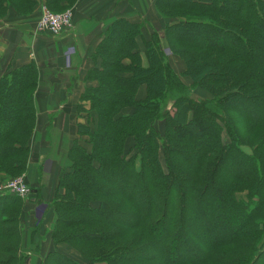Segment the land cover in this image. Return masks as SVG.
<instances>
[{
  "label": "trees",
  "instance_id": "obj_1",
  "mask_svg": "<svg viewBox=\"0 0 264 264\" xmlns=\"http://www.w3.org/2000/svg\"><path fill=\"white\" fill-rule=\"evenodd\" d=\"M21 1L30 6V0ZM53 1V5L58 2ZM67 1L69 6L76 2ZM3 2L6 0H0V6ZM155 8L171 19L164 30L165 38L186 68L176 73L160 48V39L156 35L144 39L143 25L137 22L118 18L105 28L91 56L100 60V69H95L97 75L91 69L86 77L90 80L94 74L91 81L97 80L98 86L83 90L97 119L92 129L88 127L91 151L88 153L76 140L70 148L71 171L59 179L53 200L57 220L52 238L56 244L63 242L77 246L78 250L80 244L89 247L87 264H159L158 261L169 264L165 254L173 242H188L182 235L184 222L187 218L197 220L205 213L203 207L214 188L216 171L231 161L238 162L239 169L223 179L219 208L207 209V222L201 217L205 233L224 213L227 217H239L235 231L223 238H210L206 244L190 240L197 252L195 258L175 264H264V158L254 155L255 150L248 155L240 148L242 143L229 116L238 113L235 102L257 100L264 104V99L254 97L257 84L250 83L255 72L264 73V64L258 61V56L264 55V0H155ZM175 12H180L182 19L176 21ZM184 31L193 37L203 34V39L184 41L179 37ZM208 34L230 40L231 44L224 48L210 46ZM139 38L146 65L139 51ZM37 85L38 67L33 61L8 69L0 77L2 170L4 166L10 171L21 169L16 162L25 154L27 140L35 127L33 96ZM141 87L142 98L136 96ZM199 89L211 98L193 97V91ZM257 90L264 91V84L257 85ZM13 100H18L14 110L10 108ZM168 104L174 108L173 112L167 109ZM126 108L132 111L125 113ZM239 117L241 122L253 124L254 129L264 126V119L241 113ZM158 122L164 123L162 135L155 128ZM223 128L232 140L229 147L219 142ZM83 129L79 124L77 134H84ZM201 130L213 140L204 149L197 141ZM11 135L22 137L24 142L11 140L4 145ZM180 149L195 156L196 175L192 180L174 171V159L184 160ZM160 150L165 156L167 173L160 164ZM132 151L136 153L129 156ZM137 157L139 169L135 166ZM103 174L123 182L106 180L107 177H101ZM90 177L95 180L89 187L86 184L90 183ZM191 185L195 188L190 195ZM237 187L247 190L246 200L234 196L232 191ZM33 196L34 193L30 197ZM136 196L144 202H136ZM16 200L14 196L0 197V264H10L15 258L11 255L5 258L4 254H12L11 242L19 239L14 225L17 217H5ZM93 202L99 205L94 207ZM192 202L193 215L189 217ZM111 213L119 216L112 219L105 216ZM128 217L133 219L129 221ZM10 224L12 227L7 228ZM162 227L164 230L160 232ZM129 231H137L132 244L126 241ZM160 238L162 255L145 254L153 250ZM145 240L148 243L144 244ZM229 246L235 247L237 256L218 253L220 248ZM46 264L77 263L51 251Z\"/></svg>",
  "mask_w": 264,
  "mask_h": 264
},
{
  "label": "rangeland",
  "instance_id": "obj_2",
  "mask_svg": "<svg viewBox=\"0 0 264 264\" xmlns=\"http://www.w3.org/2000/svg\"><path fill=\"white\" fill-rule=\"evenodd\" d=\"M67 1V0H66ZM66 1H61L58 0V2H56L55 5L53 0H30V6H28L27 4L23 3L21 0H6V2H3V6H0V8L2 9L0 11V13L4 12V15H0V18L4 17L9 11H12L13 13L19 15V16H23V15H28L30 13L35 12L36 13V17L38 15V21H37V29H38V22L40 19V16L42 15V8L45 7V10L49 13H53V14H61L64 13L66 11H70V6L67 4ZM10 3V4H9ZM50 3V4H49ZM165 8V7H163ZM166 9V8H165ZM177 13V14H176ZM180 12H175V20H180L182 18H180L179 14ZM157 14L159 15V17H161L162 19H166L169 22L171 21L170 18H166L164 16H162L159 11L157 12ZM168 14V13H165ZM125 19V18H124ZM146 22V24L139 22V24L143 25V34H144V39H151V37L153 35H156L158 37V39H160V48L162 49L163 53L165 54V56L169 59H171L172 61H174L177 69H179L180 71H184L185 70V63L184 61L177 55L174 54V52L170 49L168 42L166 41L165 38V33L164 30L166 28V26L158 27V20L154 19V21L151 22H147L146 19L144 20ZM138 23V22H137ZM161 26V22L159 23ZM171 24V23H170ZM39 33L42 34H47L44 31H40L38 29ZM48 35V34H47ZM152 35V36H151ZM203 35V34H202ZM200 37H193L191 36L188 32H185L183 34H181L179 37L182 38L184 41L187 42H200V39H203V36ZM103 36V34H102ZM206 38L209 39V45L213 46V47H217V48H224L226 46H228L229 44H231L230 40H226L223 41L221 38L219 37H214L212 35H206ZM201 39V40H202ZM230 42V43H229ZM143 44V43H142ZM112 50L115 49V45H112ZM177 49L182 50V48L180 46H177ZM184 49V48H183ZM140 53L143 52L144 53V46L141 49H139ZM264 51V50H263ZM189 52V50H188ZM264 54V53H263ZM259 55V54H258ZM257 55V56H258ZM92 56V55H91ZM256 56V57H257ZM142 57V55H141ZM259 60L262 64H264V55L258 56ZM142 61L143 64L146 65V61H145V57L143 55L142 57ZM89 64H92V67L87 71V73L90 72L91 69L94 68V70L92 71L93 73H95L96 75L98 74L96 72L95 69H100V65L101 62L99 59H95L91 57V60L88 61ZM12 69V68H10ZM255 71H259V70H255ZM181 72V73H182ZM87 73L85 75V77H83V80L85 82H91L89 83V86H85V90L87 88H91V87H96L98 86V81L97 80H93L91 81V77L95 76L90 75V80H87ZM254 77L252 79V81H250V83H256L257 85H261L264 84L263 81V77H264V73L262 72L261 74H258V72H255V74H253ZM252 75V76H253ZM251 76V77H252ZM40 80V72L38 69V83ZM185 81V79H183ZM257 85L254 84V87L256 88V92H255V96L254 97H260L261 99H264V91H258L257 90ZM38 88V85H37ZM143 92L144 89L143 87H141ZM141 88H139L138 90V95L139 96V92L141 91ZM37 91V89H36ZM36 91L34 93L33 96V104H34V108H35V113H36V120H35V127L32 130L31 136L28 138L27 140V149L25 151V154L21 157H19V159L17 160V164L21 165V169L20 170H16V171H10L7 169V167L4 166L3 170L0 168V192L1 190L4 188V185L6 182L10 181H17L19 180V182H21L22 185L28 187L30 190H32V193H34V185H37L39 183V178L42 175V171L45 169L44 166H46L48 163H52L50 161V159L54 160L53 162H55L56 164L59 165V170L58 171V183H59V179H61V177L64 176V174L68 171H71V166H72V162L70 160V156H69V151L70 148L73 146V142L76 140L78 142V145L80 147H82L83 149H85L88 153L91 151V142H90V137L88 136V127L89 129H92L95 126L96 123V114L95 111H93V109L91 108V104L89 102V100L86 99L85 96V92L86 91H82V92H77V96L79 97V101L75 102V105L69 109H67L66 113H67V117L69 118V120L74 123L71 124L69 127L73 128V131L71 133L70 136V140L67 143V155L66 157L63 159V155H58V156H54L55 159H53V157H50L49 155L46 156L45 158H43L42 160H40V152H41V148L43 147V142L42 140H37L38 134H36V132L38 131V127H37V107L35 106V95H36ZM255 91V90H254ZM193 97L196 98H211V95L205 91H203L202 89L199 90H194L193 91ZM253 95V93H250ZM170 101V100H168ZM17 101L12 102L10 108L14 110V105L18 104ZM251 102V103H250ZM250 102H243V101H239V102H235V108L237 110L238 113H233L230 114L229 116L231 117V119L233 120L234 123V129L235 132L237 133V137L239 139V142L242 143L241 145V149L248 155H250L253 150H255L257 156H260L261 158H264V126L262 127H258L256 129H254L253 124L245 121V122H241L240 121V117H239V113H241L243 116H254L260 119H264V104L261 103L260 101H250ZM170 112H173L174 108L172 107L171 104H168V108H167ZM66 110V109H65ZM69 111H72L71 114H68ZM129 108L124 109L125 113H130ZM58 114V113H57ZM56 116V115H54ZM57 120V118H56ZM164 122V121H163ZM232 123V121H231ZM82 125L84 126L83 132L84 134H77L78 130L77 127L78 125ZM49 127H51V122L48 125ZM164 123H156L155 124V128L157 129L159 134H163L164 133ZM86 127V128H85ZM43 127L41 128V130L39 131H43ZM181 133V132H180ZM201 136L198 137V139L196 138V136H193V134H190V136L192 135L193 138L195 137L197 139V141L201 144V148L204 149L208 146H210L211 144H213V140L211 138V136L208 134L203 133V131L201 130ZM183 134V131H182ZM188 136V135H187ZM23 138L22 137H17L14 135L9 136V138H7L4 141V145L8 144L9 141L11 140H15L16 142H21ZM189 140V139H188ZM195 140V139H194ZM24 142V140H22ZM197 141L195 140V144H197ZM221 141L222 145L224 147H229V145L231 144L232 140L230 139L228 133L226 132V130L223 128V131L221 133V135L219 136V142ZM7 142V143H6ZM64 143V141H63ZM129 144L132 145V142L129 141ZM65 145V143H64ZM66 146V145H65ZM182 156L184 158L183 159H174V161L172 162L173 167H174V171H176L175 173L177 174H183L186 176V179L192 180L193 176L195 177L196 173H195V169L194 167H196V160H195V156L183 149H180ZM136 153V151H132L129 156H132ZM194 157V158H193ZM159 160H160V164L162 166V169L164 171V173L168 172L167 166H166V161H165V156L162 150H160L159 152ZM185 160L187 162H191L192 164H188L185 162ZM66 163V166H65ZM140 161H139V157H137L135 159V166L137 169L140 168L139 166ZM24 165V168L22 167ZM61 166V167H60ZM239 167V163L237 162H231V161H226L225 163H223V165H221L217 171H216V176H215V185L214 188L211 190V193L209 195V197L207 198V200H205V204H204V211L205 213H203L201 216H203L206 219L207 222V217L209 216V213L207 212L208 210H211V208L216 209L215 207L219 208L220 203H219V196H220V192L222 191V187H223V179L226 177H230L232 174H235L238 172V168ZM178 170L180 172H178ZM36 174V175H35ZM106 174L101 175L102 178L107 177L106 180L109 181H114V182H123L122 180L112 176V175H108L105 176ZM37 176V178H36ZM91 180L89 181L90 183L86 184L89 187L91 186L92 182L94 183L95 178L90 177ZM195 180V179H194ZM58 183L55 189L54 193H50V195H48L51 199H50V203L46 202V204L48 205H44L43 202H39V204H36L35 206V210L33 212H35V216L34 217V230L32 232V237H36V234L41 235V227H42V223L43 221H46V218L49 216H51V218H54V222H53V227L51 228V239L53 241V244H56L52 238V232L54 230L55 227V223L57 220V213L54 209V203L53 200L56 196V193L58 192ZM34 184V185H33ZM192 186V190L190 192V195L193 194L195 185H191ZM234 191V192H233ZM232 193L234 194V196L238 199V200H246L247 195V190L243 189L242 187H237L235 189H233ZM173 195H177L176 191L172 192ZM14 196L17 198L15 204L13 206H11L5 217L6 216H15L17 217V223L14 224L15 227H17L18 231H19V239L18 241L15 242H11L14 247L11 249L12 250V254L9 253H5L4 257H9V255L14 256V261L10 264H46V256L39 258L40 253L38 251V246L39 244L37 242H31V245L29 247V250H22V237H21V217H22V211L23 208L25 210V207L27 205V201L29 200V198L27 196L21 197L18 195H9V194H3L0 195V197H4V196ZM171 195V197L173 196ZM137 199L136 202H138L139 204H142L144 201L140 196H136ZM190 198V197H189ZM38 200V198H37ZM201 203L200 205L203 206L202 200H200ZM35 204V202H34ZM94 207H97L99 205L98 202H93L92 203ZM200 206V207H201ZM193 207L194 204L192 202V205L190 206V210L188 211V216L190 217L191 215H193ZM27 208H30V205H27ZM107 218H114L115 216H119L117 213L115 214H106L105 215ZM199 217V219L197 220H188L184 222V227H183V231H182V235L184 237L185 240H187L188 242L185 243L184 242H180V241H176L173 242L172 244V248L169 249V251L165 254V256L167 257L169 264H175L178 262H181L183 260H186L187 258H195L196 255V251L195 249L191 246L190 244V240L195 241L196 244L201 245L200 242L206 244L207 241L210 240V238H223L226 237L227 235L231 234V232H233V230L235 231V228L237 226V220H239V217H227L225 216V213L223 215V218L221 219H217L216 221H214L215 223L212 226V229L210 231H206L203 232L205 230V227L202 225V217ZM129 218V217H128ZM23 219V218H22ZM131 221L133 218H129ZM204 219V221H205ZM52 224V223H51ZM12 224L6 226L7 228L12 227ZM51 226V225H50ZM164 227H162L160 229V232H163ZM211 232V233H210ZM137 233V231H129L126 235V241L127 243L132 244V240L135 236V234ZM3 241H8V240H3ZM159 242L157 244H155V247L153 248V250L151 251H147L145 252V254L147 253H157L158 256L162 255L161 252V246L163 245V239L160 238L158 240ZM255 242V239L252 241V243ZM9 243V242H8ZM144 244L148 243L147 240H145L143 242ZM168 244H170L171 242L167 241ZM57 245H59V247H57L54 252H60L63 255H66L67 257H69L70 259L74 260L77 264H87L88 262V257L86 256V253L90 250L89 247H85L83 244H80L78 247L85 253L84 255H82L83 253L81 252V250H78L75 246L73 245H69L66 243H58ZM8 248H10L9 246H11L10 244L6 245ZM226 249H219L218 253H221L222 255H236L237 256V250L235 249V247L233 246H229L224 247ZM98 249V248H97ZM81 253V254H80ZM86 257V258H85ZM159 264H162L160 261H158ZM127 264H134V263H127ZM142 264V263H140ZM212 264V263H209ZM214 264H218V263H214Z\"/></svg>",
  "mask_w": 264,
  "mask_h": 264
},
{
  "label": "crops",
  "instance_id": "obj_3",
  "mask_svg": "<svg viewBox=\"0 0 264 264\" xmlns=\"http://www.w3.org/2000/svg\"><path fill=\"white\" fill-rule=\"evenodd\" d=\"M70 7L71 27L55 37L38 32V15L36 17L35 12L19 16L9 11L0 18V77L8 69L20 67L31 61L37 65L40 72L35 95L38 116L37 140L44 141L39 153L40 160L48 155L53 159L58 155H63L64 159L67 155V143L73 131L69 126L74 123L69 120L66 111L79 101L77 92H82L85 86L91 83L85 82L83 77L92 67L88 61L101 41L105 28L118 18L144 24L145 19L151 23L156 19L162 23L161 26L158 23L157 28H164L171 23L159 17L155 0H76ZM138 44L142 50L141 38L138 39ZM141 55L143 57V52ZM170 61L175 72L181 73L174 61L171 59ZM143 93L141 88L140 98ZM71 113L72 111L68 112ZM50 122L51 127L48 126ZM42 127L43 131H39ZM50 161L52 163L44 166L39 183L33 184L34 196L29 197L27 201L30 208L28 209L26 205L21 217L22 250L28 251L31 242H37L39 258L59 247L53 244L51 239L54 222L52 215L43 221L41 235L36 234L35 238L31 236L34 230L36 216L33 211L36 204L42 201L44 205H47L46 202L50 203L51 198L48 195L55 192L58 183L59 165L52 159Z\"/></svg>",
  "mask_w": 264,
  "mask_h": 264
},
{
  "label": "built area",
  "instance_id": "obj_4",
  "mask_svg": "<svg viewBox=\"0 0 264 264\" xmlns=\"http://www.w3.org/2000/svg\"><path fill=\"white\" fill-rule=\"evenodd\" d=\"M41 11L42 15L40 16L38 22V29L40 31L46 32L49 36H58L71 27L72 15L69 11L61 14H53L47 12L45 7H43ZM3 194L29 197L31 190L28 187L22 185L19 180L12 182L8 181L5 183L4 188L0 192V195Z\"/></svg>",
  "mask_w": 264,
  "mask_h": 264
}]
</instances>
